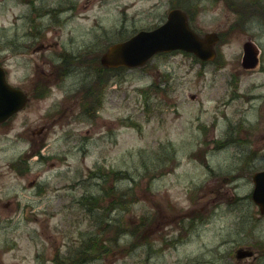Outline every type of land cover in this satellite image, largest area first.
Wrapping results in <instances>:
<instances>
[{"label":"rangeland","instance_id":"1","mask_svg":"<svg viewBox=\"0 0 264 264\" xmlns=\"http://www.w3.org/2000/svg\"><path fill=\"white\" fill-rule=\"evenodd\" d=\"M64 1H36L41 12L37 22L50 24L43 32L50 47L37 53L30 38H20L31 22L30 12L26 26L20 17L26 16V5L22 0H0V44L9 42L1 53L12 80L29 81L30 88L31 78L26 76L38 71V65L47 67L44 59L61 63L65 45L68 60L66 81L55 80L51 93L28 103L7 127L0 126V264H57V257L72 256L83 240L105 226V235L115 239L108 242L112 248L75 264H221L228 254L236 260L234 250L246 242L259 249L257 240L264 247V219L255 226L239 219L225 202L219 203L228 199L234 183L248 203L253 187L249 176L226 180L237 163L232 153L239 150L215 148L227 130L225 104L228 91L233 93L229 82L234 76L249 81L255 77L240 72L241 37L234 34L219 48V63L203 64L175 52L156 56L142 68L101 73L99 82L106 87L103 105L89 121L81 117L85 115L76 89L86 82L87 89L96 81L90 74L100 68L99 52L111 38L118 41L125 32L126 38L136 29L160 23L167 0H66V13ZM205 11L208 27L224 31L231 16L224 4L214 3ZM119 29L125 31L114 33ZM18 40L23 43L21 53L15 52ZM85 50L90 53L82 54ZM65 82L66 139L50 134L45 143L33 140L31 132L49 120L53 103L64 97ZM249 117L253 119L251 113ZM252 137L259 143L253 149L259 150L264 166L263 138L255 130ZM38 148L50 157L47 161L35 160ZM165 151L175 155L156 168ZM20 156H30L31 169L23 175L9 167ZM96 166L102 168L101 175L89 177ZM110 170L125 171L131 179L108 176ZM104 189L112 194L127 191L128 210H114L96 224L76 199L86 190L97 191L106 205L115 195L107 196ZM201 207L215 211L210 215L213 221L181 232L192 209L202 211ZM144 215L149 216L145 226Z\"/></svg>","mask_w":264,"mask_h":264},{"label":"flooded vegetation","instance_id":"2","mask_svg":"<svg viewBox=\"0 0 264 264\" xmlns=\"http://www.w3.org/2000/svg\"><path fill=\"white\" fill-rule=\"evenodd\" d=\"M37 0H31L26 2L27 13L30 12L31 21L27 27L25 34H21L20 38H30V46L34 44V51L39 53L40 50H44L50 47V44H46L44 31H47L50 24L44 25L37 22L36 16L38 15L39 8L36 4ZM214 3L224 4V10L227 14L231 13L228 17L227 24L225 23L224 31H218L216 28L208 27V21L206 20L207 8H211ZM167 11L165 16H162L160 22H164L171 9L180 8L188 16V21L192 29L200 36H204L206 33L217 32L220 36L219 41L216 43L217 47H221L227 44L233 35H239L241 37L240 55L238 58V64L242 75L254 74V80L249 81L245 78H238L236 76L229 82L230 87L233 88V93L228 91L227 104L228 114H225V120L227 123L226 134L221 140L224 146L233 147L239 150V153H232L236 164L231 168L233 173H230L231 181H235L242 176H249L253 187L250 192V200L247 203L246 195H241L237 192V183H234L233 192L225 202V205L232 207L234 212H238V218L249 221L253 225L257 226L261 219H264V213L260 207L255 203L252 192L254 189L253 175L261 170H264V166L261 165V157L258 149H253L259 145L257 140H253L252 133H259L264 142V0H167ZM62 11L66 13V0L62 7ZM26 13V14H27ZM233 15L235 17L233 18ZM25 20V26L27 25L26 19L29 17L21 14ZM66 35V26H62ZM7 43L0 44V67L4 72V78L9 84L20 90H24L29 96V102L32 100L37 101L42 99L48 93H51L52 83L57 81H66V45L63 52V60L61 63H55V59L51 62L43 60L42 64H47V67L38 65V71H35L32 75H27V79H30V88L26 87L29 81H22L18 78V81H14L11 78L10 69L7 67L6 58L2 55V50ZM16 53H21L23 49L22 41H17ZM193 59L200 62V60L193 56ZM207 64L208 62H201ZM98 84V83H96ZM65 95L60 99L58 97L53 103V110L49 112V120L45 122L38 130L31 132V137L35 141L45 143L48 140L50 134L56 135L60 138L62 136L66 139V82L64 84ZM100 88V86H98ZM77 92L80 88L76 89ZM92 91V90H91ZM97 88H95V91ZM238 102L239 105L232 107V104ZM19 110L12 115L6 122L0 124V126L9 125V123L21 113ZM249 113L253 115V119H250ZM57 124H62L59 128ZM62 132V135H61ZM47 139V140H46ZM19 157V161H21ZM209 164V163H206ZM12 167L11 164L9 166ZM248 206H247V205ZM251 209L248 211V209ZM194 209L201 212L200 216L188 217L186 228H180L181 232H193L198 224L209 225L213 220L210 217L215 211L210 210V207H201ZM184 222V220H182ZM255 243H259V249H255L251 245L244 244L250 250L254 251L252 256L245 258H236L233 260L231 255L228 254L227 258H224L222 264H264V247L263 244L256 240ZM235 253L237 248L234 250ZM227 254L222 255L225 257ZM249 258H254V263H248ZM235 261L237 263H235ZM220 264V263H219Z\"/></svg>","mask_w":264,"mask_h":264},{"label":"water","instance_id":"3","mask_svg":"<svg viewBox=\"0 0 264 264\" xmlns=\"http://www.w3.org/2000/svg\"><path fill=\"white\" fill-rule=\"evenodd\" d=\"M218 37L207 34L204 38L197 35L189 26L187 17L179 9L172 10L168 20L152 30H141L127 40L109 46L102 55L101 61L106 66L140 67L155 53L183 49L194 52L203 60L213 59L216 55L214 45ZM16 95V100H15ZM26 96L17 93L4 81L0 72V122L7 119L18 108L23 106ZM254 200L264 212V170L254 175ZM239 256L250 254L243 249L238 250Z\"/></svg>","mask_w":264,"mask_h":264},{"label":"trees","instance_id":"4","mask_svg":"<svg viewBox=\"0 0 264 264\" xmlns=\"http://www.w3.org/2000/svg\"><path fill=\"white\" fill-rule=\"evenodd\" d=\"M122 31H120L121 33ZM100 68H97V73L102 75H105V72H108V69H106L105 67H103L101 64H99ZM164 158H162L159 162L163 161ZM159 165L156 164V168ZM94 174V173H93ZM114 175L118 178H123L126 177L127 175L129 176L128 173H126L125 171L119 170V171H110V173H108V176ZM130 177V176H129ZM131 179V177H130ZM105 190V194L107 196H114L115 198H113L108 204L104 205L102 204V201L104 199V197L100 196V195H93L92 193H89L87 195H83L80 198H78L76 200L77 205H79L83 212L85 213V215H87L89 218H92V220H95L96 224H100L102 223L105 219H107L108 216L111 217V213L114 212V210L117 211V209L120 211V209H123L125 211L128 210V201L126 200L125 195L127 194V191H122L120 194L119 192L113 193L112 194V190H114V188H112V190ZM134 196V194H133ZM118 219V215L115 217ZM120 220V218H119ZM118 220L117 223V229L121 230V222ZM107 223V226L111 225L110 223H113L111 220L105 222ZM103 231H97L95 234H90L88 239L83 240V242L81 243V246L79 248H77L76 250H74V253L77 255H73L70 256L68 255V257L66 256H61L60 258L57 257V259H55L56 263L58 264H75L76 261L81 258L80 260L82 261H87L90 258V255L94 254L95 251H97L98 253V257L103 254L104 252H107L108 250H110L112 247L109 245V241H113L115 239H112V237H107L105 235V232L107 231L106 226L104 228H102ZM137 230H133V232H135ZM76 257V258H74Z\"/></svg>","mask_w":264,"mask_h":264}]
</instances>
